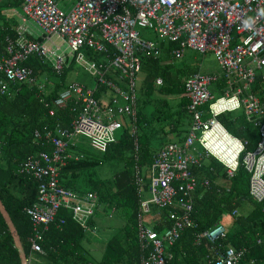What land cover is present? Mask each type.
<instances>
[{"label": "built area", "instance_id": "2783aa9c", "mask_svg": "<svg viewBox=\"0 0 264 264\" xmlns=\"http://www.w3.org/2000/svg\"><path fill=\"white\" fill-rule=\"evenodd\" d=\"M15 14L23 23L32 20L38 36L27 38V26L15 30V36L5 35L0 92L8 93L20 84L37 85L45 92L33 68L23 64L31 56L49 66L56 76L75 62L95 81L93 88L69 82L53 99L37 95L43 106L70 105L76 115L69 127L57 123L43 131L35 129L34 139L43 140L51 149L29 154L19 165L18 172L37 183L36 200L25 209L31 225L27 238L31 253L42 252L44 235L60 209L70 212L71 219L86 234L95 232L91 220L101 205L98 194L63 186L59 169L68 158L84 156L82 152L76 156L69 152L80 138L104 151L124 124L121 118L126 119L133 135L138 264H165L172 259L171 247L182 232L196 228L192 217L196 190L211 184L208 175L200 172L207 156L224 167L227 178L242 165L249 175L250 198L264 201V94L252 89L257 71L264 67V0H73L70 5L64 0H24L21 12ZM138 27L152 29L159 40L174 43L169 51L171 59H181L184 50L191 49L202 55L211 53L220 68L194 72L186 78L184 97L191 114L188 132L181 141L168 142L153 154L147 183L142 166L136 162L135 75L141 65L139 55L156 56L160 45L140 37ZM260 73L264 88V72ZM100 92L108 94V99L96 97ZM239 110L248 123L258 126L259 139L250 151H246L247 140L233 136L218 120L224 113ZM221 131L227 134L226 140H222ZM194 143L201 147L199 153L191 152ZM218 151L233 155L220 156ZM144 187L149 193L147 199L142 196ZM237 212L234 209L232 214ZM145 214L150 218L147 222ZM164 222L169 225L162 228ZM226 233L224 224L216 222L196 234L197 241L205 239L208 244L206 263L241 264L247 249L223 246ZM30 261L28 256L25 264ZM250 263L264 261L251 259Z\"/></svg>", "mask_w": 264, "mask_h": 264}, {"label": "trees", "instance_id": "16d2710c", "mask_svg": "<svg viewBox=\"0 0 264 264\" xmlns=\"http://www.w3.org/2000/svg\"><path fill=\"white\" fill-rule=\"evenodd\" d=\"M14 4L18 3H8ZM5 6L7 4L0 5V54L4 49L5 35H12L13 29L10 27L15 25V22L10 23L4 19L2 9ZM160 45L164 52H167L174 43L162 41ZM88 54L91 55V52ZM166 57V54L160 58L141 56V68L145 71V76L138 93L146 97L142 100L137 114L136 162L141 166L151 162L154 154L151 137L154 134L166 125H173L172 128L175 129L176 125H186L191 120V114L188 112L189 101L182 95L184 78L180 77V70L177 76L171 75V66L161 63V59ZM25 64L32 66L36 77L42 71H49L35 59H29ZM192 72L194 71L186 75ZM64 85L63 75L57 83L54 82L53 88L44 97L55 98ZM252 89L258 95L264 94L261 73H257ZM153 93L162 94L163 98L156 99L153 109L147 112L144 104L152 102L150 96ZM38 94V86L28 84L12 86L8 93L0 92V264H25L28 256L30 262L33 259L34 264H138V195L133 180V135L125 124L117 130L114 142L106 146L100 157H93L79 149L84 156L78 159L68 158L59 169V181L63 186L79 192H95L100 203L119 210V216L124 222L119 224L118 232L107 239L101 259L96 262L87 257L81 245L87 234L71 219L70 212L65 209L58 211L55 222L45 233L41 243L42 252H30L27 238L31 225L25 209L36 200L37 183L32 177L20 174L19 165L29 154L49 152L51 149L42 142L43 140L34 139L35 129L43 131L57 123L69 127L76 115L70 105L65 108L43 106L38 101ZM170 95H178L171 105L167 100ZM227 114L220 115L218 120L233 136L247 140L246 151L253 150L259 139L258 126L248 123L242 114L237 117ZM156 126H159L158 130L155 129ZM207 157L210 160L200 172L208 175L211 184L208 188L200 187L196 190L192 212L196 228L182 232L179 240L171 247L172 259L165 264H208L204 260V255L209 250L208 244L205 239L197 241L196 234L202 233L216 222L222 223V220L227 224L224 245L234 249H247L241 264H251V259L262 263L264 201L257 203L251 200L248 192L249 175L242 165H239L233 177L227 178L224 167L212 156ZM106 162L111 165L122 164V169L115 170L110 177L100 178L97 175V167ZM246 201L252 204V209L246 214L233 215L232 211L239 209ZM59 219L64 222L59 223ZM162 224V228L169 225L168 222Z\"/></svg>", "mask_w": 264, "mask_h": 264}, {"label": "rangeland", "instance_id": "374dc122", "mask_svg": "<svg viewBox=\"0 0 264 264\" xmlns=\"http://www.w3.org/2000/svg\"><path fill=\"white\" fill-rule=\"evenodd\" d=\"M72 1L73 0H64V2H67L68 5H70L72 3ZM61 3L62 2H59V6L62 7L64 10H66L67 6H62ZM137 30L139 31V35L142 38L154 40V41L159 40V36L152 29L138 27ZM64 46L65 45H63V47ZM165 60H168V59H165ZM167 62H170V61L168 60L165 63H167ZM172 64H169L171 66L169 69L171 75L177 76L178 71L180 70V72H179L180 77H183V78H185L186 74L190 71H200V72L208 73V72H214V71L220 70L217 61L215 60L214 56L211 53H206V54L202 55V54H200L194 50H191V49H185L183 57L181 59H174ZM40 65H42L43 67L49 68V66H47L45 64H40ZM64 72L66 75L65 76V85L67 83L73 81V82H77V83L83 84V85H85L87 87H91V88H93L95 86L94 78L91 77L88 73L84 72L83 69H81L75 62H72L70 67L66 68ZM257 72L258 73L264 72V67H262L260 69V71H257ZM144 76H145V71L141 68L139 70V72H137L136 77H135L137 89L140 87L142 79H144ZM39 77L40 78L46 77L47 80H51V81L53 79L58 80L55 76H53V73L51 72V70H49V71L45 70V71L40 72ZM69 77H70V80H69ZM216 94H219V93H216ZM97 96H98V93H97ZM177 96L178 95L168 96V102L174 103L175 100H177ZM138 102H139V106H140V104L142 102L140 100V98H138ZM227 115L231 116V117H237V116L241 115V111L230 112ZM117 132L118 131H115V133H114L115 137L117 136ZM165 139H168L167 136L162 137V140H165ZM90 145L91 144H89V142L86 139H84V138L79 139V146L82 147V149L85 152L90 153L91 156H93V157H100L102 153L100 151L94 149ZM152 148L154 150H156L159 147H157V145L154 144V145H152ZM200 150H201V148L199 147L198 143H194V145L191 149V152L196 153ZM209 160H210L209 157L205 158L204 163L207 164V162ZM116 167L118 168V166H116V164L111 165L110 162L100 164L96 170L97 175L100 178L110 177L111 175H113L114 169ZM143 172L147 173V169H143ZM219 181H221V178L219 179ZM142 196H143V198L147 199V198H149V193L146 192L145 190H143ZM107 208L108 209L105 208V211L103 209H100V208H97L95 210L94 216H96V218H98L99 229H96V233L95 232L87 233L88 237L95 238L96 240L98 239L99 242L101 240L102 243L104 242V246L106 244L107 239H109L111 236H113L114 234H116L118 232V229L120 227L118 222L120 224L122 222H124V221H122L123 219H121V217L119 216L120 215L119 210L114 209L112 211L111 208H109V207H107ZM241 211L244 214L246 212V209L243 206V204L241 207ZM111 213L114 215L113 216L111 215L112 216L111 218H107L106 215L111 214ZM143 219L147 222L149 220V215L145 214ZM222 223L224 224V226H227L226 221L222 220ZM100 232H102V235H100ZM31 264H34L33 259H32Z\"/></svg>", "mask_w": 264, "mask_h": 264}, {"label": "crops", "instance_id": "0c3cea01", "mask_svg": "<svg viewBox=\"0 0 264 264\" xmlns=\"http://www.w3.org/2000/svg\"><path fill=\"white\" fill-rule=\"evenodd\" d=\"M11 2L18 3V4L17 5H15V4L14 5H8V3H11ZM2 4L3 5H6L7 4V6L3 7V9H2V15L4 16V19L6 21H10V23L15 22V25H13L12 27H10L11 30L13 29V34H12L13 36H15V34H16L15 33V30H17L21 26H27V31L25 32V35H26L27 38H35V37L38 36V34H37L38 33L37 32V27H36V25L34 24V22L32 20H29L28 19V20H26L27 21L26 23H23L21 21V19H19L18 15L15 14V13H20L21 12V8L24 5V0H0V5H2ZM158 42H159V45H160V42H162V41L161 40H158ZM164 42H166V41H164ZM170 49L167 52H164L163 47H161V45H160L159 52H158V54L156 56L151 55V54L150 55H148V54H140L139 55L140 61H141V56L142 55H146V56L153 57V58H160L161 56H163V55L166 54L167 57L161 59V63L162 64H172V62L174 61V59H171V56H170V53H169ZM29 59H35L39 63L38 59L35 56H31L26 61H24L23 64H25ZM165 59H168L170 62L165 63L166 61H168V60H165ZM39 64H41V63H39ZM27 66H30V65H27ZM30 67L32 68V66H30ZM48 69L51 70L50 67ZM140 69H141V65H140L139 70ZM33 71H34V69H33ZM194 72H198V71H194ZM194 72H192L191 74H193ZM34 74H35V71H34ZM191 74L186 75L185 78H184V80H183V94H182L183 97H184V82H185L186 78L188 76H190ZM63 75L66 76L65 75V72L63 74H61V75H59V76L56 77L58 80H54L53 79L51 81V80H47L46 77L40 78L39 77V73H38V75H37L38 82H40V83L43 82L44 83V86H45V92H43V93L40 91V89L38 87L39 94H42L43 96H46L48 94V92L51 91V89L53 88L54 82L57 83L59 81L60 76H63ZM135 77H136V75H135ZM69 80H70V77H69ZM215 89H216V85H214L212 87V91L214 92ZM135 90H136V97H137V108L139 109L140 106H139L138 98H140V100L142 101L146 97H145L144 94H139L138 93V89L136 87V81H135ZM108 97H109V95L108 94H105L104 92H100V94L98 95V98L103 99V100H107ZM150 98H151V101L152 102H149L150 104H144V107H145L146 111L148 109L147 112H149L150 110L153 109V107H154V104L153 103H155V100L156 99L163 98V95L162 94H158V93H153L150 96ZM167 100H168V98H167ZM169 104L171 105L173 103H169ZM239 111H241V114L243 115L242 110H239ZM121 119H122L123 123L125 125H127L126 119H124V118H121ZM251 125H253V124H251ZM253 126H255V125H253ZM172 127H173V125H166V127H164L163 129H160V132H157L156 134H154L151 137V141H152L151 142V146L155 144V145H157V147L160 148V147H162L163 145H165L168 142L181 141L186 136V134L188 132L189 123H187L186 125H176L177 128H175V129H173ZM147 128H150V127L147 126ZM155 129L158 130L159 129V126H156ZM164 136H167L168 139L162 140V137H164ZM76 144L77 145H76L75 148H70V150H69V152H70V154L72 156H76L77 154H79V152H82L79 149L83 150L82 147L79 146V141ZM89 144H91V143L89 142ZM90 146H92L94 149H96V150L100 151L101 153H103L102 150L96 148L93 144H91ZM158 149L154 150L153 153H155ZM200 151H198L196 153H199ZM82 154H83V152H82ZM87 154H90V153H87ZM116 166H118V168L117 167L115 168L117 171H119V170L122 169V164H118ZM148 166H149V164L146 165V166H142V174H143V177H144V180H145L146 183H147V177H148ZM115 169H114V172H115ZM143 169H147V173H144L143 172ZM248 189H249V187H248ZM144 190L147 192V187H144ZM252 201L253 202H257V201H254V200H252ZM257 203H260V202H257ZM243 206L246 209L245 214L252 209V204L250 202H247V201L244 202L243 203ZM107 207H109V206L108 205H105L104 203L101 202V205L98 208L103 209L105 211V208L108 209ZM241 207H242V205L239 207V209H237L238 210L237 215L240 214V213H242ZM111 209H113V208H111ZM263 212H264V210H263ZM111 215L113 216L114 214L111 213V214H108L106 216H107V218H111L112 217ZM149 220H150V218H149ZM91 224H92V226L95 227V233H96V229H99V227H98V218H96V216H93V218L91 220ZM118 224H120V223L118 222ZM100 235H102V232H100ZM81 245H82L83 250L85 251V253H86V255H87L88 258H90V259H92L93 261H96V262H98L101 259V256H102V253H103V249L105 247L104 246V242L102 243L101 240L99 242L98 239L96 240L95 238H91V237H88L87 235H85L84 239L82 240V244ZM223 246H225L224 243H223ZM40 259H42V258H40Z\"/></svg>", "mask_w": 264, "mask_h": 264}, {"label": "bare ground", "instance_id": "6f19581e", "mask_svg": "<svg viewBox=\"0 0 264 264\" xmlns=\"http://www.w3.org/2000/svg\"><path fill=\"white\" fill-rule=\"evenodd\" d=\"M4 50V49H3ZM3 52V51H2ZM2 52H1V54H2ZM1 54H0V56H1ZM221 135H222V140H226L228 137H227V134L225 133V132H223V131H221ZM236 146L235 145H233L232 146V148H235ZM218 154H222L220 151H218ZM233 155V153H224V154H222V155H220V156H225V157H227V156H232Z\"/></svg>", "mask_w": 264, "mask_h": 264}]
</instances>
